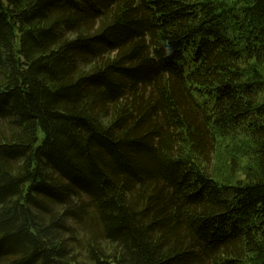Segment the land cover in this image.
<instances>
[{"label": "trees", "instance_id": "16d2710c", "mask_svg": "<svg viewBox=\"0 0 264 264\" xmlns=\"http://www.w3.org/2000/svg\"><path fill=\"white\" fill-rule=\"evenodd\" d=\"M0 264H264V0H0Z\"/></svg>", "mask_w": 264, "mask_h": 264}, {"label": "rangeland", "instance_id": "374dc122", "mask_svg": "<svg viewBox=\"0 0 264 264\" xmlns=\"http://www.w3.org/2000/svg\"><path fill=\"white\" fill-rule=\"evenodd\" d=\"M40 138H43L42 133H40ZM226 172H227L226 162L219 160V162H218V174H219V176H224Z\"/></svg>", "mask_w": 264, "mask_h": 264}]
</instances>
